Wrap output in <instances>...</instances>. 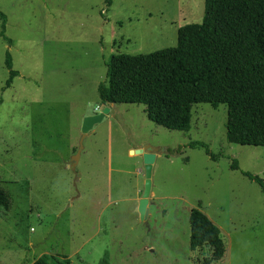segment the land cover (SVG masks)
Instances as JSON below:
<instances>
[{"label":"rangeland","instance_id":"rangeland-1","mask_svg":"<svg viewBox=\"0 0 264 264\" xmlns=\"http://www.w3.org/2000/svg\"><path fill=\"white\" fill-rule=\"evenodd\" d=\"M0 10L12 39L0 34V264L43 254L71 264H264V192L241 172L264 180V146L228 141L227 105L196 103L189 129L176 130L150 120L145 104H103L97 92L111 55L175 46L180 26L201 22L204 0H0ZM7 51L19 75L2 90ZM105 106L75 177L68 162L83 120ZM147 144L158 150L149 227L136 209ZM193 208L218 228L220 259L208 244L190 247Z\"/></svg>","mask_w":264,"mask_h":264},{"label":"trees","instance_id":"trees-1","mask_svg":"<svg viewBox=\"0 0 264 264\" xmlns=\"http://www.w3.org/2000/svg\"><path fill=\"white\" fill-rule=\"evenodd\" d=\"M113 0H106L110 6ZM1 36L7 15L0 10ZM106 80L97 92L103 104L142 103L148 118L169 129L188 130L192 106L208 102L227 105L226 133L229 142L264 146V0H204L201 22L180 26L177 44L146 54L117 53L106 61ZM9 88L19 71L6 52ZM1 103V100H0ZM203 146L213 159L209 147ZM233 168L238 169L237 161ZM242 174L264 192V180L250 171ZM0 188V204H7ZM190 247L205 244L220 259L222 241L218 228L205 212L193 208L189 215ZM31 264H71L67 255L43 254Z\"/></svg>","mask_w":264,"mask_h":264},{"label":"water","instance_id":"water-1","mask_svg":"<svg viewBox=\"0 0 264 264\" xmlns=\"http://www.w3.org/2000/svg\"><path fill=\"white\" fill-rule=\"evenodd\" d=\"M110 112V106H105L102 111L97 112L95 114H92L90 116H87L84 118L83 123H82V134L81 138L79 140V146L75 154L72 155L68 162L69 168L74 172L76 175L75 177L79 176V172L77 170V165L81 157V152L83 150V141L84 138L87 136L89 130L93 128V126L101 122L103 118L105 117L106 114ZM143 150L139 149V151L143 155V160L145 164V182H144V189H143V194L141 199L139 200V205L137 210L140 213V220L145 223L148 227V216H149V208H148V203H149V195L151 193L152 187H153V181H152V176H153V166H154V161L157 157L158 150L156 147L151 146V145H144Z\"/></svg>","mask_w":264,"mask_h":264},{"label":"crops","instance_id":"crops-1","mask_svg":"<svg viewBox=\"0 0 264 264\" xmlns=\"http://www.w3.org/2000/svg\"><path fill=\"white\" fill-rule=\"evenodd\" d=\"M113 104H114V103H113ZM114 105H115V104H114ZM137 208H138V206H137ZM137 208H136V209H137Z\"/></svg>","mask_w":264,"mask_h":264}]
</instances>
